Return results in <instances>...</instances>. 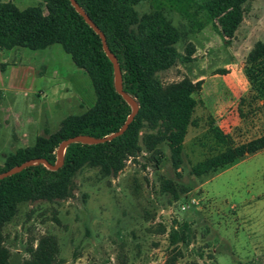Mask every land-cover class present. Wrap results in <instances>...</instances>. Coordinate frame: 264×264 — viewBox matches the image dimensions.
<instances>
[{
	"label": "rangeland",
	"instance_id": "rangeland-1",
	"mask_svg": "<svg viewBox=\"0 0 264 264\" xmlns=\"http://www.w3.org/2000/svg\"><path fill=\"white\" fill-rule=\"evenodd\" d=\"M12 2L18 7L41 3ZM155 2L179 30L176 49L191 53L158 72L159 78L201 81L181 165L172 166L164 140L127 159L113 176L83 165L73 176L70 196L22 202L3 225L11 264L26 257L27 244L44 233L57 243L52 264H167L175 251L173 264H264V148L201 176L188 171L210 145L220 148V136L222 145L236 142L238 97L264 67V56L251 62L245 57L256 40L264 39V0L245 2L227 41L211 23L199 26V14L184 15L160 0H138L134 7L141 13ZM0 92V163L41 133L43 121L52 131L63 116L83 111L95 98L89 76L58 42L0 48ZM29 119L37 121V131L21 134L31 129ZM260 120L254 116L250 132L261 127ZM162 179L174 185L176 198L161 190ZM182 221L189 225L187 241L170 244L169 228Z\"/></svg>",
	"mask_w": 264,
	"mask_h": 264
},
{
	"label": "trees",
	"instance_id": "trees-1",
	"mask_svg": "<svg viewBox=\"0 0 264 264\" xmlns=\"http://www.w3.org/2000/svg\"><path fill=\"white\" fill-rule=\"evenodd\" d=\"M40 1L18 7L10 0H0V48L36 49L58 42L72 62L89 76L95 98L83 111L63 116L48 134L36 135L28 145L7 154L0 163V171L29 158L42 157L53 163L61 139L75 134L106 135L121 125L130 110V105L113 86L112 64L102 49L98 33L69 0ZM75 1L103 33L107 47L117 58L121 87L134 98L137 110L125 129L108 140L69 142L62 150V163L56 169L35 162L0 177V264H11L2 227L15 215L18 205L36 199L70 196L73 176L83 165L96 167L102 175L113 176L127 159L162 140L168 147L172 166L178 168L182 162L183 139L201 81L182 77L162 82L158 76V72L190 57L189 48L183 54L175 47L180 36L178 28L165 16L158 2L151 10L138 13L134 7L138 0ZM160 1L184 15L199 14V26L211 23L227 41L239 24L248 0ZM262 56L264 39L256 40L245 57L251 62ZM257 74L258 78L250 82L237 100L236 142L225 148L210 145L206 155L190 164L189 173L201 176L264 148V67ZM254 116L262 118L261 127L251 133ZM207 132L214 138L211 131ZM160 188L177 197L176 188L169 180L162 179ZM188 229L186 221L172 225L168 230L169 243L186 242ZM25 250L27 256L17 264H52L57 243L53 235L44 233L36 238L34 245L27 244ZM177 254L178 251L170 254L167 264H173Z\"/></svg>",
	"mask_w": 264,
	"mask_h": 264
},
{
	"label": "water",
	"instance_id": "water-1",
	"mask_svg": "<svg viewBox=\"0 0 264 264\" xmlns=\"http://www.w3.org/2000/svg\"><path fill=\"white\" fill-rule=\"evenodd\" d=\"M71 5L74 7L76 11H78L83 19L94 29L95 32L98 33L100 39H101V46L102 49L104 50L105 54L108 56V58L111 61L112 64V71H113V86L115 90L122 96V98L130 105V110L127 113L124 121L121 123V125L114 131L103 135L99 137H94V136H89V135H82V134H75L68 136L66 138H63L59 141L57 147H56V158L53 163L47 162L44 158L42 157H36V158H29L26 159L16 165H13L3 171H0V177L8 175L10 173H13L19 169H21L23 166L35 163V162H41L43 163L46 167L50 169H56L57 167L60 166L62 163V150L71 141H81V142H87V143H95V142H100L104 140H108L118 134H120L125 127L127 126L128 122L131 120L133 117L134 113L137 110V103L134 100V98L126 93L122 87H121V77H120V70L117 62L116 56L109 50L107 47V44L105 42V38L101 30L94 24V22L89 18V16L85 13V11L77 4L75 0H69Z\"/></svg>",
	"mask_w": 264,
	"mask_h": 264
},
{
	"label": "crops",
	"instance_id": "crops-1",
	"mask_svg": "<svg viewBox=\"0 0 264 264\" xmlns=\"http://www.w3.org/2000/svg\"><path fill=\"white\" fill-rule=\"evenodd\" d=\"M12 1V0H11ZM13 47H15V46H13ZM24 47V46H23ZM10 48H12V47H10ZM36 73H37V75H39V73H42V71L41 70H37L36 71ZM0 98H1V92H0ZM57 102H60L59 101V99L57 98ZM38 111H39V117H40V121H43L44 119H43V117H42V111H41V108H39L38 109ZM38 117V116H37ZM43 119V120H42ZM37 121L35 120H33V121H31L30 119H29V125L30 126H32L31 127V129L29 130V131H23L21 134H29V133H34V132H36L37 131V129H36V127H35V123H36ZM40 125H41V127H40ZM39 125V127L41 128V133H37V134H35L34 135V137L36 136V135H46V134H48L49 132H50V130H49V128H48V125L47 124H45V122L43 121V124L41 123ZM44 125V126H43ZM43 126V127H42ZM15 133V132H14ZM15 137H16V140H22V137H20V135H17L16 133H15ZM19 137V138H18ZM34 137H33V139H34ZM33 141V140H32ZM31 141V142H32ZM30 142V143H31ZM219 144H220V148H225V147H228V146H232L233 144H230V143H228V144H226V145H222V142H223V139H222V137L220 136L219 137V141H217ZM29 144V143H28ZM27 143L26 144H24V145H22V146H18L17 148H19V147H23V146H25V145H28Z\"/></svg>",
	"mask_w": 264,
	"mask_h": 264
},
{
	"label": "built area",
	"instance_id": "built-area-1",
	"mask_svg": "<svg viewBox=\"0 0 264 264\" xmlns=\"http://www.w3.org/2000/svg\"><path fill=\"white\" fill-rule=\"evenodd\" d=\"M183 207V206H182Z\"/></svg>",
	"mask_w": 264,
	"mask_h": 264
}]
</instances>
